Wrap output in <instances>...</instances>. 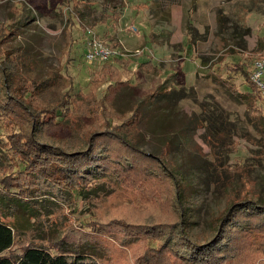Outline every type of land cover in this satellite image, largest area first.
I'll return each instance as SVG.
<instances>
[{"label": "rangeland", "instance_id": "obj_1", "mask_svg": "<svg viewBox=\"0 0 264 264\" xmlns=\"http://www.w3.org/2000/svg\"><path fill=\"white\" fill-rule=\"evenodd\" d=\"M69 15L76 25L68 58L64 28ZM9 25L18 28L8 37L9 45L23 48L16 82L59 78V83L63 75L62 80L70 77L75 83L70 116L56 127L42 128V144L73 151L86 147L93 130L119 129L144 150L164 149L165 161L182 185L178 201L172 181L155 179L141 187L104 176L102 191L87 200L69 203L53 197L58 203L48 201L46 210L55 213L32 219L37 225L33 231H16L15 247L65 233L72 237L68 244L76 246L81 225L118 216L150 223L177 216L176 230L204 243L215 236L234 202H264V90L252 111L215 75L233 82L241 94L249 90L246 77L230 68L244 62L251 78L255 63L264 60V0H0V29L6 32ZM94 36L126 53L117 57L129 61H115L125 81L115 86L107 102L109 82L99 77L104 62L85 57ZM148 60L154 69L142 65ZM59 89L49 90L60 97ZM78 91L86 94L83 100L76 99ZM80 104L82 114L76 112ZM137 108L139 122L131 111ZM4 128L0 132L11 131ZM32 212L21 205L9 220L30 227L32 221L22 216ZM89 235L84 247L100 254L103 264H141L138 258L146 247L160 245L164 237L126 236L113 227L106 234ZM263 251L250 252L249 264H264Z\"/></svg>", "mask_w": 264, "mask_h": 264}, {"label": "trees", "instance_id": "obj_2", "mask_svg": "<svg viewBox=\"0 0 264 264\" xmlns=\"http://www.w3.org/2000/svg\"><path fill=\"white\" fill-rule=\"evenodd\" d=\"M77 16L81 18L75 13ZM75 17L69 15L64 28L68 58L73 44ZM10 27H6V32L2 31L4 27L0 29V128L11 130L0 132V264H103L102 256L84 247L83 241L89 239V234H106L111 227L126 233V236L135 234L149 240L159 238L161 233L164 235L160 245L149 244L146 247L138 258L141 264H249L250 252L264 250V202L250 199L234 202L223 213L215 236L204 243L192 242L176 230V215V220L161 218L151 223L118 216L106 222L98 219L81 225L84 230L78 234L76 246L68 244L72 237L65 233L62 238L45 242L36 240L15 247L19 232L33 231L37 226L32 219L55 213L56 209L46 210L48 201L58 203L59 199L53 197L62 196L69 203L77 202L79 198L87 200L91 194L102 191L100 183L104 176L141 187H147L155 179L172 181L178 201L182 185L174 179L165 161L164 149L158 152L144 150L122 135L119 129L93 130L87 134L86 147L73 151L63 146L56 148L42 144L38 138L42 128L56 127L57 123L70 116L75 101L72 93L75 83L70 77L64 76L62 80L63 75L59 76V83H56L59 78L54 81L49 78H22L16 82V76L22 69L23 48L9 45L8 37L14 28L18 30ZM115 61L123 65L129 62L120 58ZM116 62H104L99 76L102 81L109 82L104 98L106 102L115 86L125 81L124 72L119 70ZM142 65L149 70L155 68L150 60L142 61ZM125 70L126 73L129 71ZM230 72L246 77L249 90L245 94H241L230 80H223L221 74L215 75L236 96L243 97L249 110L255 111L254 101L262 89L249 78L244 62H236ZM22 82L29 83L24 87L17 86ZM57 85L60 97L55 96L54 90H49L50 86ZM76 95V99L79 96L83 100L86 94L78 91ZM153 96L154 93L149 94L150 98ZM81 106L76 109L80 114ZM89 107L90 102L87 101L86 109ZM131 111L139 122L140 109ZM126 113L121 114L125 116ZM262 121L264 124V118ZM21 205L33 210L30 216H22L25 221H32L30 227L17 224L19 220H9ZM15 206L16 212L13 211ZM169 220L173 221L169 223Z\"/></svg>", "mask_w": 264, "mask_h": 264}, {"label": "built area", "instance_id": "obj_3", "mask_svg": "<svg viewBox=\"0 0 264 264\" xmlns=\"http://www.w3.org/2000/svg\"><path fill=\"white\" fill-rule=\"evenodd\" d=\"M136 52L140 53L141 50ZM119 55L126 56V53L120 52L116 47H113L108 42H105L97 37H92L89 40L85 57L89 62H107L113 57ZM255 70L251 75V79L257 83V85L264 90V80L262 79L264 72V60L257 61L255 63Z\"/></svg>", "mask_w": 264, "mask_h": 264}, {"label": "crops", "instance_id": "obj_4", "mask_svg": "<svg viewBox=\"0 0 264 264\" xmlns=\"http://www.w3.org/2000/svg\"><path fill=\"white\" fill-rule=\"evenodd\" d=\"M77 1H78V0H77ZM73 29H74V28H73ZM116 58H119V57H114L113 62H115V59H116Z\"/></svg>", "mask_w": 264, "mask_h": 264}]
</instances>
